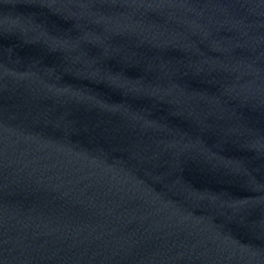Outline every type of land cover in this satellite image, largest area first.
Here are the masks:
<instances>
[{
    "label": "water",
    "instance_id": "95a60500",
    "mask_svg": "<svg viewBox=\"0 0 264 264\" xmlns=\"http://www.w3.org/2000/svg\"><path fill=\"white\" fill-rule=\"evenodd\" d=\"M0 264H264V0H0Z\"/></svg>",
    "mask_w": 264,
    "mask_h": 264
}]
</instances>
